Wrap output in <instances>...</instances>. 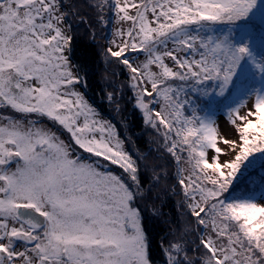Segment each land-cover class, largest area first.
<instances>
[{
	"label": "snow or ice",
	"instance_id": "snow-or-ice-1",
	"mask_svg": "<svg viewBox=\"0 0 264 264\" xmlns=\"http://www.w3.org/2000/svg\"><path fill=\"white\" fill-rule=\"evenodd\" d=\"M98 76L155 154L87 98ZM0 264H264V0H0Z\"/></svg>",
	"mask_w": 264,
	"mask_h": 264
},
{
	"label": "trees",
	"instance_id": "trees-1",
	"mask_svg": "<svg viewBox=\"0 0 264 264\" xmlns=\"http://www.w3.org/2000/svg\"><path fill=\"white\" fill-rule=\"evenodd\" d=\"M78 36V47L84 48L87 47L90 54L93 56L94 61L97 62L101 71H103V58L101 55L102 49L101 44L105 42L101 37H97L96 43L91 42V37L85 34V29L80 27L77 29ZM120 71L119 69H115ZM127 78L126 75H121L115 78L117 85L122 84V80ZM102 89L105 91H112L113 89L107 87V81L101 79L99 76L90 81V87L86 90L88 98L92 103L97 107V109L107 118L114 123L121 134L129 141V149L131 147L134 155L139 154V150L147 149L148 147H153L155 145L154 141L151 139H146L145 135H141L144 131V123L141 116V113L138 109L133 106V102L127 96V92L124 89L123 99L120 100V107L122 111L117 112L113 105H110L107 99L103 98ZM252 175L259 176L261 175V170L259 167L252 170ZM240 187H247L249 189L255 190V195L261 193V189L258 184L252 185H240ZM178 197H172L170 200L165 201V211L172 216H178L179 210L176 208V200ZM166 226L162 224H157L154 227V233L157 235V240L160 235H163L162 229H165ZM155 254L159 256V249L155 250Z\"/></svg>",
	"mask_w": 264,
	"mask_h": 264
},
{
	"label": "rangeland",
	"instance_id": "rangeland-1",
	"mask_svg": "<svg viewBox=\"0 0 264 264\" xmlns=\"http://www.w3.org/2000/svg\"><path fill=\"white\" fill-rule=\"evenodd\" d=\"M103 39V38H102ZM102 53V52H101ZM142 58V57H141ZM127 83V78L122 80V84H126ZM126 92H127V96H131L132 93L129 89L125 88ZM86 95H87V91H86ZM88 98V95H87ZM89 99V98H88ZM90 100V99H89ZM90 102L92 103V101L90 100ZM99 111V110H98ZM100 112V111H99ZM101 116L105 119V120H109V118H107L106 116H104L101 112H100ZM142 116V114H141ZM143 119V118H142ZM215 119L217 121V124L220 127L221 133L223 135H225L227 138L232 139L234 138V134L232 131V125L229 123L228 121V117L226 115V110L223 108H220L217 110L216 114H215ZM114 124V123H113ZM144 131L141 133V135H145L146 139H151L152 141H155L158 139L156 133L154 132V130L150 129L149 126L144 124ZM127 148L129 149V145H126ZM218 146L221 147L222 149V153H221V158L222 159H231V156L226 155L227 153H230L231 149L230 146H226L223 143H218ZM153 149V153L155 154V150L157 148V144L155 143V145L153 147H151ZM132 152V149L130 147L129 149ZM146 151V149L144 150H139V154H143ZM133 153V152H132ZM261 196V193L259 192V194H256L255 197L258 199Z\"/></svg>",
	"mask_w": 264,
	"mask_h": 264
}]
</instances>
